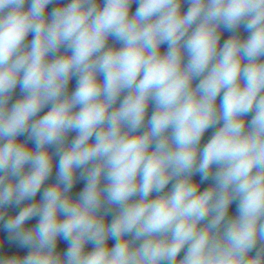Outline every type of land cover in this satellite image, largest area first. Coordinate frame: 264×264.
Returning a JSON list of instances; mask_svg holds the SVG:
<instances>
[{
    "label": "clouds",
    "instance_id": "1",
    "mask_svg": "<svg viewBox=\"0 0 264 264\" xmlns=\"http://www.w3.org/2000/svg\"><path fill=\"white\" fill-rule=\"evenodd\" d=\"M0 228V264H264V0H0Z\"/></svg>",
    "mask_w": 264,
    "mask_h": 264
},
{
    "label": "water",
    "instance_id": "2",
    "mask_svg": "<svg viewBox=\"0 0 264 264\" xmlns=\"http://www.w3.org/2000/svg\"><path fill=\"white\" fill-rule=\"evenodd\" d=\"M59 4H64V3H67L68 0H58ZM58 6L57 3H53V4H50L48 6V9L47 11L50 12L54 7ZM27 7V5H26ZM135 7L136 5L134 4L133 5V11L135 10ZM183 10H187V7L188 5L187 4H184L183 6ZM239 34L242 36V37H246L248 35L247 32L244 31L243 27H241L239 30H238ZM230 35H232V33L228 32V31H223V34H222V40L221 42H223V40H226ZM31 35H29V37L27 38L28 40H31ZM110 44H113L114 42L112 40L109 41ZM116 46H119V45H116ZM166 49V45H163L162 46V51ZM196 82L194 81V84ZM75 86H76V80L75 78H73L71 81H70V84H69V91H72L75 89ZM21 96V93H20V90H19V87H17V89L15 90L13 96H12V100L10 101V104L12 102H14L16 99H18L19 97ZM217 104H219V98L217 100ZM151 106L149 108V115L151 114ZM44 111L46 112L47 111V108L44 109ZM43 114V112L41 113V115ZM251 115L252 114H249V116L247 117L248 120L251 119ZM214 130L213 129H209L205 135H204V138L202 140V144L207 142V140L210 138V136L212 135V132ZM76 135L75 132H72L69 134V137H68V140L70 141L74 136ZM20 140H24L25 137H20L19 138ZM30 143V146H31V142ZM55 168L53 169V173H52V176L49 178V180L46 182V185L47 184H50V183H54L55 182ZM194 179L196 181H199L200 180V177L199 175L195 176ZM212 183L211 180H208V181H204L203 183H201V190H203V188L205 187H208L210 184ZM84 187V181L83 180H78V182L74 185L73 189H72V195L73 197H75L81 190L82 188ZM171 188V184L168 186V188L165 189V191H168V189ZM156 194L154 193L153 196H155ZM40 198V194L37 195V197L35 199H39ZM28 203L27 201L25 202V204ZM24 205H21L20 207H23ZM19 211V208H16V207H13V208H10L9 209V214H15L16 212ZM236 214V202H234L231 206H230V211H229V215L230 216H234ZM106 219L108 221H110L112 219V214L110 213ZM36 223V219L34 218L33 220L29 221L28 224L29 225H34ZM112 244H114V241H111L109 240V246H111ZM67 247H68V244L67 242H65L64 240L60 239L58 241V250L59 251H66L67 250ZM257 247H260V245L258 244ZM87 250H91L92 248V245L89 244L86 246ZM0 249H6L8 252L10 253H19L20 255H24L27 253L28 249H25V248H20L18 247V245L14 244V243H10L7 239V233L3 231L2 228H0ZM255 251V250H254ZM254 254V252H253ZM183 255V252L181 253V256Z\"/></svg>",
    "mask_w": 264,
    "mask_h": 264
}]
</instances>
